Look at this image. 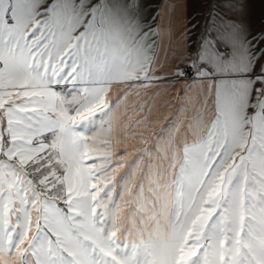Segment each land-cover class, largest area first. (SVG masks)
<instances>
[{
	"label": "snow or ice",
	"instance_id": "snow-or-ice-1",
	"mask_svg": "<svg viewBox=\"0 0 264 264\" xmlns=\"http://www.w3.org/2000/svg\"><path fill=\"white\" fill-rule=\"evenodd\" d=\"M256 2L0 0V264H264Z\"/></svg>",
	"mask_w": 264,
	"mask_h": 264
},
{
	"label": "crops",
	"instance_id": "crops-1",
	"mask_svg": "<svg viewBox=\"0 0 264 264\" xmlns=\"http://www.w3.org/2000/svg\"><path fill=\"white\" fill-rule=\"evenodd\" d=\"M196 12H202V9L196 8ZM252 16L254 21L258 24L259 21L261 20L262 16H264V5H261L258 0L254 4L253 9H252Z\"/></svg>",
	"mask_w": 264,
	"mask_h": 264
}]
</instances>
